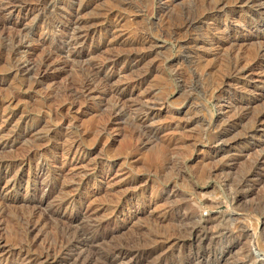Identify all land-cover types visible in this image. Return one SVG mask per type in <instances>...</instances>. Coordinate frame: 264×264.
<instances>
[{
  "label": "rangeland",
  "instance_id": "374dc122",
  "mask_svg": "<svg viewBox=\"0 0 264 264\" xmlns=\"http://www.w3.org/2000/svg\"><path fill=\"white\" fill-rule=\"evenodd\" d=\"M31 1L0 0V157L15 162L1 183L14 176L22 199L42 163L60 191L40 208L85 194L93 221L116 214L125 226L90 264L114 247L138 264H264V0ZM15 30L27 35L15 58L49 56L43 77L10 71ZM20 203L6 209L1 248L24 235ZM62 229L52 218L29 238L41 248Z\"/></svg>",
  "mask_w": 264,
  "mask_h": 264
},
{
  "label": "bare ground",
  "instance_id": "6f19581e",
  "mask_svg": "<svg viewBox=\"0 0 264 264\" xmlns=\"http://www.w3.org/2000/svg\"><path fill=\"white\" fill-rule=\"evenodd\" d=\"M12 1H14V0H11V2ZM249 1H251V3H252V2H255L256 0H249ZM31 2L33 4L34 0ZM45 2H48V1L47 0H37L38 5H42V4L44 5ZM6 3H8V2L6 1ZM221 4H222L221 0H217V1H215V4L212 6V8L217 9V7H219ZM242 4H243V2H242ZM209 9H211V8H209ZM201 17H202V15H201ZM188 18H185L184 23L183 24L180 23V24L183 25L184 27H189L190 25H193L194 24L193 20H191V19L189 20ZM257 20H258V18L256 19V21ZM249 21H251V20H249ZM0 22H2V21H0ZM2 24L4 26V23H2ZM57 26H55V27H57ZM51 28H52V26H51ZM15 31H17V30H15ZM23 32L17 31V32L11 33L7 37L8 45L10 46V50H11L10 55H8L10 58V62L12 63L11 64L12 69L10 71H13L15 73L23 72L25 74L32 73V71H33V73L35 72V74L38 75L39 77H43L45 70L47 68L46 62L49 59L48 55H47V57H44L43 59H41L38 63H34L33 60H32L33 62H31L30 59L26 56L23 60H21V56L19 58H15V56L17 54H19V52H20L19 50L23 45V40H24L23 38H25L27 36L26 33H23ZM85 36L86 35L75 36L72 39V41L67 42V47L70 44L74 45V43H76V44L80 43V40L82 41V39L84 41ZM69 40H71V39H69ZM215 42H218V41L216 40ZM6 47H7V45H6ZM65 47H66V44H65ZM257 52H258L257 53L258 55L264 56V45H263V47H260V49ZM78 56H79V54H78ZM115 57H117V56H115ZM238 64H239L238 61L235 60L234 63H232V65L229 67L230 72H236L238 70ZM241 65H242V63H241ZM239 99H240L239 102L235 103L236 104L235 107H238L241 105L243 106V102H244L243 99L244 98L241 97ZM241 108H243V107H241ZM263 114H264V109L262 111H260L259 113H257L256 122L262 121L261 118H262ZM144 124H145V122H144ZM261 129H263V128H261ZM253 130H254L253 132L260 131L258 126H253ZM232 144L233 143L230 142V143H226L224 145L215 147L217 149L216 153L217 152L219 153L220 150H224L228 147L231 148ZM246 154H248V153H246ZM230 158H231L232 162L236 160V158H234L233 155ZM238 158H240V157H238ZM263 158H264V152L260 153L259 155L257 154V157L254 161L255 165L256 166L261 165L264 162ZM14 163L15 162L8 161V160H5V158L2 159L0 157V227L2 226L3 218H4V215L6 213V209L8 208V206H10V205L14 206L15 204H17V202L22 201L23 204H26L24 206L28 207V212L26 213V215L24 217H23L22 213L16 214L17 219L23 218V220H24V223H23L24 235H23V237L20 238V241H19L20 243L17 244L16 246H10L9 245L7 248H1V243H0V264H90L93 261L94 257L96 256V254L98 253V250L100 249L97 247L99 245H101L103 243V241L106 240V238L108 236H112L111 230L120 229V228L125 226L123 223L121 225H118V221H117L118 217L116 216V214L112 215L111 217H109L105 220L98 219V220L93 221V218L95 217V214L97 213L99 207H96V205H94L92 203V201L89 200L90 198H88L87 195H85V194H75V195L67 196L69 193H67V195H66V193H64L67 196L66 197V196H63L62 194H61L62 196L61 195L59 196V193H58V196H55V199L53 198L54 201H52V203L49 204L47 209L43 210L42 208H40L42 206V204L46 201V199L51 194L55 193V191L58 188V186L55 184V182L52 181L51 178L50 179L48 178V175H50V172H49V170L48 171L45 170V167L42 165V163L37 165L36 169L33 171L31 176L27 179V181L25 183L26 185L24 188L23 195L21 196L22 199H19L17 197V194L15 193L19 189V185H20L19 180L13 179L14 178V176H13L12 178L9 177L5 181H3L4 182L3 184L1 183L2 177L6 178L4 176L6 175V173L10 169H12V167L14 166ZM241 186H239V188ZM58 189L60 191V187ZM63 192H65V191H63ZM250 192H251V190L247 191L246 193H244L241 196V198L250 195ZM232 198H233L234 202L240 200V197H238L237 195H235ZM22 203H20V204H22ZM23 204H22V206H23ZM52 218L58 220L60 225H62V228H63L62 230H64L63 234H66L67 237L64 235V236L60 237V239H57L55 241H53L54 239L52 241L46 240L47 242H45L41 248H38V247L34 248L35 241L30 239L29 235L31 233H33V231L38 229L39 226L41 228V225H45L47 223V221L52 219ZM123 222H125V221H123ZM206 222H208V220ZM84 224H87L90 226L89 231H88V229H85V227H83ZM110 225H112L114 227L111 228ZM241 226H242V224H241ZM207 228H208V226H207ZM222 230H223V228H222ZM119 245H121V244H119ZM163 250H164V248H163ZM133 251L134 250L132 248H119V247L118 248L117 247L110 248L107 251L106 256H105L106 262H107V264H126L128 262H129V264H138V263L142 262V260H143L142 256L143 255L135 254ZM155 251H157V250H155ZM136 255L138 256V258L136 259V262L135 261L131 262L132 257H135Z\"/></svg>",
  "mask_w": 264,
  "mask_h": 264
}]
</instances>
